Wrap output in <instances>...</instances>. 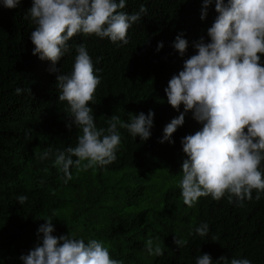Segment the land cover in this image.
<instances>
[{"label": "trees", "instance_id": "1", "mask_svg": "<svg viewBox=\"0 0 264 264\" xmlns=\"http://www.w3.org/2000/svg\"><path fill=\"white\" fill-rule=\"evenodd\" d=\"M141 5L147 11L128 29L127 44L77 34L55 65L59 71L51 72L50 61L32 55L30 35L36 25L27 14L32 0H21L13 9L0 0V264H22L20 256L42 239L37 230L49 218L59 235L101 241L123 264H196L203 254L213 264L220 257L264 264V193L256 200L254 190L251 200L233 197L232 202L228 194L220 200L201 197L183 215L181 191L168 186L154 196L146 192L182 175L187 157L181 140L202 128L188 112L173 142H159L164 127L184 112L183 105L177 111L168 104V82L196 54L194 42L201 37L210 42L207 29L217 13L215 0L204 20L203 0H126L122 11L133 14ZM177 35L188 41L183 56L172 46ZM78 44L86 46L101 80L88 105L97 128L106 129L112 115L130 122V114L149 111L153 127L142 142L118 126L121 143L115 161L83 171L73 166L72 179L65 183L54 166L55 155L75 147L81 130L70 118L67 102L58 99L56 76L71 74ZM260 63L264 66V55ZM17 88L24 91L18 95ZM48 149V159L41 160ZM260 170L264 172V161ZM20 195L28 198L22 205L16 199ZM202 223L209 225L205 237L195 232ZM77 226L83 228L79 233L73 231ZM157 237L163 255H149L145 242ZM174 237L187 244L177 247Z\"/></svg>", "mask_w": 264, "mask_h": 264}, {"label": "clouds", "instance_id": "2", "mask_svg": "<svg viewBox=\"0 0 264 264\" xmlns=\"http://www.w3.org/2000/svg\"><path fill=\"white\" fill-rule=\"evenodd\" d=\"M21 0H2L3 7L16 8ZM213 0H203L200 19L204 20ZM126 0H32L27 12L36 25L30 39L34 45L32 55L50 61L51 72H58L57 62L70 51L68 42L77 34L96 35L111 42L128 43V29L140 20L147 9L141 5L139 12L122 11ZM217 16L207 29L210 42L203 37L193 43L195 55L184 61L183 70L174 75L165 89L168 104L184 112L173 118L163 129L159 141L171 144L172 135L184 124L185 114L202 128L182 140V150L187 159L182 163L179 182L183 203L193 207L198 198L211 196L220 200L228 194L229 202L255 199L264 193V0H215ZM173 48L183 56L188 41L177 35ZM163 47L158 43L157 51ZM77 53L70 75L59 73L56 86L58 99L67 102L70 118L81 130L75 147L68 146L55 155L54 166L63 173L64 182L72 179L70 169L87 170L106 166L116 159L121 143V129L133 137L149 139L154 113L129 115L130 122L120 116L108 118V127L97 128L93 100L100 78L95 75L91 57L84 44L75 47ZM24 89L17 88L19 95ZM29 91V89H27ZM70 129L71 125H66ZM52 150L44 151L40 159H48ZM73 157L76 159L73 160ZM21 205L28 199L20 195ZM55 215V213H53ZM51 218L44 220L37 230L42 239L27 255H21L22 264H123L113 259L109 249L95 239L87 243L68 235L54 236ZM200 237L209 232L202 223L195 229ZM155 240L145 242L149 255H163V248ZM174 244L183 247L187 241L174 237ZM251 264L247 258L220 257L217 264ZM196 264H213L209 254L197 257Z\"/></svg>", "mask_w": 264, "mask_h": 264}, {"label": "rangeland", "instance_id": "3", "mask_svg": "<svg viewBox=\"0 0 264 264\" xmlns=\"http://www.w3.org/2000/svg\"><path fill=\"white\" fill-rule=\"evenodd\" d=\"M182 179V175H179L177 177H174L173 180L169 181V182H166L164 185H162L161 187L159 186H154V187H150V188H147L146 189V192L149 193L150 195H157L160 191H162L163 189H165L166 187H173V188H176L177 190L181 191L180 187H179V182L180 180ZM180 200H183L182 199V196L180 194ZM188 208L186 205L184 206V208H181V211L184 212L182 213L183 215H185L186 213L188 214ZM191 216H189V219H190ZM63 232H65V230H68V228H66V226H64L63 228ZM83 228L81 226H77L75 230L76 233H79ZM54 236L56 235H59L60 232L57 231L56 228H54V232L52 233ZM61 236V235H59ZM36 240V239H35Z\"/></svg>", "mask_w": 264, "mask_h": 264}]
</instances>
